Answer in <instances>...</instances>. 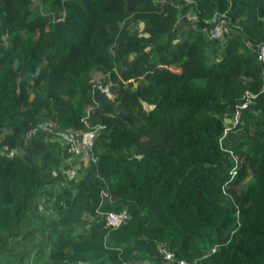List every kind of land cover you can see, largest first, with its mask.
Listing matches in <instances>:
<instances>
[{"label": "trees", "instance_id": "16d2710c", "mask_svg": "<svg viewBox=\"0 0 264 264\" xmlns=\"http://www.w3.org/2000/svg\"><path fill=\"white\" fill-rule=\"evenodd\" d=\"M261 45L264 0H0V264H264Z\"/></svg>", "mask_w": 264, "mask_h": 264}, {"label": "built area", "instance_id": "2783aa9c", "mask_svg": "<svg viewBox=\"0 0 264 264\" xmlns=\"http://www.w3.org/2000/svg\"><path fill=\"white\" fill-rule=\"evenodd\" d=\"M187 17L191 22V26L193 28H196L197 15L194 12H189L187 13ZM202 30L207 38L220 39L223 38L225 35H229L231 33V26L229 24V20L226 17L221 14H215L212 18L209 19L208 26L202 27ZM258 57L260 59H264V45L260 46L258 50ZM99 87L103 91H105V94L107 96H111L108 87L102 86L101 84H99ZM85 122L87 124V128L79 132L75 130H55V127L51 125V122L39 125L37 131L44 129L47 132H54V139L58 140L60 143L66 144L69 152L76 155H81L83 157H93L92 146L100 125H91L88 121ZM50 127L52 131L49 130ZM13 153L14 151H11L9 154L12 155ZM127 218L128 214L125 210L119 212L109 211L105 215V224L110 226H117L123 221H125ZM161 251L164 252L165 258L170 260L174 259L173 254L169 250L162 248ZM174 262L175 264H191L189 261H186L184 259H178L177 261L174 260Z\"/></svg>", "mask_w": 264, "mask_h": 264}, {"label": "rangeland", "instance_id": "374dc122", "mask_svg": "<svg viewBox=\"0 0 264 264\" xmlns=\"http://www.w3.org/2000/svg\"><path fill=\"white\" fill-rule=\"evenodd\" d=\"M126 22L128 23V28H129V30L131 32L138 33V34H143L145 32V28H146L147 24L144 21L129 19ZM180 37L181 36H179L178 38H180ZM101 77H102L101 72L95 71L93 80H95V82H97V83H100ZM9 129L10 128H9V125H8L4 129V132H6ZM49 130L52 131L51 127L49 128ZM39 132H40V136L41 137H45V135H47L46 134L47 131H45L44 129L40 130ZM16 154L23 155L24 152L22 150H17ZM71 155H69V156H71ZM93 156H94V154H93ZM71 157H73V156H71ZM80 157L81 158H86V157H82L81 155H80ZM74 167H76V165ZM65 173L68 174V176H71L72 173H73V170H71V169L66 170ZM50 174H52V170L50 171ZM28 207H29V209L34 210L35 212L48 213V211L50 210L49 206H48V203H47V201L45 199V196L35 197L33 199V201L28 205ZM89 219H91V218H89ZM92 220H88L86 222L81 223L80 224V229L81 230H87L88 225H89L90 221H92ZM62 234H63V229H61L59 231L58 237H60ZM38 235H39V233H38ZM39 237L43 240L44 243L49 241V236L47 234H45V233H40ZM131 264H137V263L134 262V263H131Z\"/></svg>", "mask_w": 264, "mask_h": 264}]
</instances>
